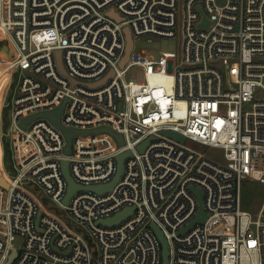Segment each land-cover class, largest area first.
I'll return each mask as SVG.
<instances>
[{"label": "built area", "instance_id": "obj_1", "mask_svg": "<svg viewBox=\"0 0 264 264\" xmlns=\"http://www.w3.org/2000/svg\"><path fill=\"white\" fill-rule=\"evenodd\" d=\"M219 1L0 0L13 162L5 166L9 187L0 186V264L13 251L11 264H163L156 229L168 264H264V203L255 219L241 201L243 180L264 185V100L256 101L264 92V0ZM181 5L183 66L174 53L138 52L143 38L177 37ZM129 32L133 49L122 66ZM222 57L239 60L234 91L212 65ZM63 104L62 125L88 132L73 137L70 154L48 118L21 127ZM189 141L221 150L223 162L200 158L184 147ZM126 153L113 190L81 189L65 203V161L78 184L102 186ZM127 209L119 223H101Z\"/></svg>", "mask_w": 264, "mask_h": 264}, {"label": "rangeland", "instance_id": "obj_2", "mask_svg": "<svg viewBox=\"0 0 264 264\" xmlns=\"http://www.w3.org/2000/svg\"><path fill=\"white\" fill-rule=\"evenodd\" d=\"M220 5H223L224 2L222 0L219 1ZM179 26H178V35L174 39H161V38H143L138 40L136 43V50L138 52L142 50L151 51L154 54L159 53H174L178 57V62L180 66H183V50H184V8L183 5L179 6ZM2 32L0 30V36ZM149 39L151 41H149ZM1 48V45H0ZM212 65L219 68L224 77L226 89L229 91H234L238 88L239 81V60L237 57H222L214 60ZM1 71V67H0ZM134 75H138L137 69L133 71ZM10 71H2L0 72V178L2 179L0 183L3 187L8 188V178L9 176L6 174V167L8 170L13 168V162L11 157L10 140L11 138H7L6 136L11 133L10 124L11 120L9 118L10 113V101L6 100L7 92L10 86ZM16 79L14 77L13 86L10 90V95L16 89L15 86ZM264 100V92L258 91L256 94V101ZM245 111H252V104H246L244 106ZM10 139V140H9ZM4 141L5 149H2V142ZM184 147L188 150L194 151L200 158H207L210 160L221 161L223 160V152L221 150L200 145L194 142H186L184 143ZM5 162V165H4ZM223 162V161H221ZM6 166V167H5ZM8 177V178H7ZM29 190H31L42 203V205L54 212H58L59 205L53 201L51 198L47 197L42 191L37 189L35 186H30ZM241 201H242V209L252 214V216L257 219L262 205L264 203V185L260 182L253 180L251 178L245 179L242 182L241 186ZM17 247H21L22 240H19L16 244Z\"/></svg>", "mask_w": 264, "mask_h": 264}, {"label": "water", "instance_id": "obj_3", "mask_svg": "<svg viewBox=\"0 0 264 264\" xmlns=\"http://www.w3.org/2000/svg\"><path fill=\"white\" fill-rule=\"evenodd\" d=\"M129 34V46H128V49H127V52H126V57L124 59V61L122 62V66H124V64L127 62V60L129 59V56L132 52V49H133V41H132V38H131V35H130V32L128 33ZM0 45H1V48H0V57L1 58H4L5 55H3L2 53H5L8 57H11V52L9 50V47L4 44L3 42H0ZM58 63H59V67L62 71V73H65V70H64V67H63V64H62V61H61V53H59V59H58ZM64 107H65V104H63L61 107H59L57 110L53 111V112H48V113H44V114H40V115H35L31 118H28V119H25L23 121V123L21 124V127L22 128H26L28 126V124L37 119L38 117H46L48 118L49 120H51L57 127H59L60 129H62V131L64 132L65 136H66V139L68 141V145L66 147V153L67 154H70L71 153V143H72V139L75 135H78V134H82V135H86L88 134V132L86 131H76V130H73V129H67L65 128L62 123H61V117L63 115V112H64ZM102 129L100 130H96L94 131V133H99L101 132ZM106 131H108L109 133H111L117 140L120 144H123L124 143V140H123V137L121 135H118L116 134L115 132H113L112 130L110 129H107ZM167 136H170L174 139H177L181 142H184L185 141V138L180 136L179 134L177 133H174V132H166L165 133ZM154 139V138H151L149 139L148 141H146L143 145L140 146V150L141 151H144V149L149 145L150 141ZM130 154L129 153H126V154H123L121 156L118 157V171H117V174L116 176L114 177L113 181L107 185H102V186H92V187H84L80 184H78L74 178L71 176V173H70V168H69V162L65 161L63 163V173L65 175V178L68 182V193H67V196L65 198V203L68 204L71 197L79 190L81 189H85V190H94L96 192H99V193H104L106 191H111L113 190V188L115 187V185L120 181V178L124 172V161L125 159L127 158V156H129ZM2 179L0 178V181ZM0 186H2V184L0 183ZM199 196H200V200L202 202V194L199 193ZM128 212H131L129 211V209H127L126 211L124 212H121L119 214H117L116 217H113L111 219H108V220H105V221H102L101 223L102 224H105V225H115L117 223H119L122 219H124L127 215H128ZM204 220V213H203V209H201V216L197 219V221H203ZM157 230V233L159 234L160 238L162 239L163 243H164V251H163V264H168L169 263V259H168V249H167V243L166 241L163 239V236L161 234V232ZM17 255V252L16 251H13V254L9 260V262L7 264H11L13 262V260L15 259Z\"/></svg>", "mask_w": 264, "mask_h": 264}, {"label": "bare ground", "instance_id": "obj_4", "mask_svg": "<svg viewBox=\"0 0 264 264\" xmlns=\"http://www.w3.org/2000/svg\"><path fill=\"white\" fill-rule=\"evenodd\" d=\"M8 183H9V181H8Z\"/></svg>", "mask_w": 264, "mask_h": 264}]
</instances>
